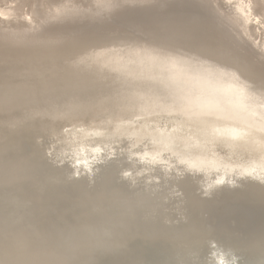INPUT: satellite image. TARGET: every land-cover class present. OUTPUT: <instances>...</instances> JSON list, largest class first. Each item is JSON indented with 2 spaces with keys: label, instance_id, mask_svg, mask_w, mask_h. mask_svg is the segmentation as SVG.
Masks as SVG:
<instances>
[{
  "label": "bare ground",
  "instance_id": "1",
  "mask_svg": "<svg viewBox=\"0 0 264 264\" xmlns=\"http://www.w3.org/2000/svg\"><path fill=\"white\" fill-rule=\"evenodd\" d=\"M126 4L0 0V241L71 264H210L213 244L258 264L264 0Z\"/></svg>",
  "mask_w": 264,
  "mask_h": 264
},
{
  "label": "clouds",
  "instance_id": "2",
  "mask_svg": "<svg viewBox=\"0 0 264 264\" xmlns=\"http://www.w3.org/2000/svg\"><path fill=\"white\" fill-rule=\"evenodd\" d=\"M118 5L116 12L127 7L126 0H115ZM131 173H124L127 178ZM214 251L217 248L223 249V259L217 260L212 256L210 264H250L249 260H246L244 256L238 254L236 250L226 247H220L213 244ZM213 251V252H214ZM229 252L231 253L229 255ZM0 264H71L67 260L45 261L38 259L35 256L30 255L19 241L13 236H5L0 241ZM79 264H91L90 261H80ZM258 264H264V259L258 261Z\"/></svg>",
  "mask_w": 264,
  "mask_h": 264
}]
</instances>
